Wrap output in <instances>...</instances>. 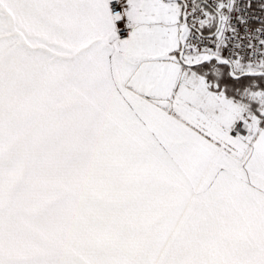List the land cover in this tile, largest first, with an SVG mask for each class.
Here are the masks:
<instances>
[{
	"label": "snow or ice",
	"instance_id": "6c2138e0",
	"mask_svg": "<svg viewBox=\"0 0 264 264\" xmlns=\"http://www.w3.org/2000/svg\"><path fill=\"white\" fill-rule=\"evenodd\" d=\"M0 264H264V0H0Z\"/></svg>",
	"mask_w": 264,
	"mask_h": 264
},
{
	"label": "rangeland",
	"instance_id": "374dc122",
	"mask_svg": "<svg viewBox=\"0 0 264 264\" xmlns=\"http://www.w3.org/2000/svg\"><path fill=\"white\" fill-rule=\"evenodd\" d=\"M127 146L131 149L129 166L133 170H142L150 186H158L160 192L165 193L170 190V183L167 176L159 169L152 160L146 149L133 140L127 141Z\"/></svg>",
	"mask_w": 264,
	"mask_h": 264
}]
</instances>
